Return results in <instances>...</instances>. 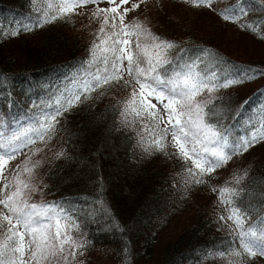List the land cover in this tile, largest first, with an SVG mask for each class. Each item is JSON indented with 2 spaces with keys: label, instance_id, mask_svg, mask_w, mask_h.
<instances>
[{
  "label": "snow or ice",
  "instance_id": "obj_1",
  "mask_svg": "<svg viewBox=\"0 0 264 264\" xmlns=\"http://www.w3.org/2000/svg\"><path fill=\"white\" fill-rule=\"evenodd\" d=\"M218 2L183 0L264 39V21L241 22L249 15L244 0L217 10L214 4ZM30 3L28 16L13 21L6 30L0 24V39L57 21L72 23V17L79 15H86L97 28L88 56L70 73L58 83H50L44 95L32 100L21 115L0 114V264H85L78 258L85 255L90 242L84 238L76 209L69 201H36L33 195L47 188L38 178V169L45 163L40 154L45 149L52 150L50 145L57 138L65 114L87 101L103 99L117 89L126 91L128 95L117 101L116 123L135 133L136 146L144 154L163 153L182 161L184 167L177 177L185 197L193 187L207 183L205 177H211L235 156L264 142V100L251 109V115L243 118L238 129L236 117L241 116L252 98L241 103L234 123L225 126L215 119L224 111V102L214 95L264 77V69L221 61L209 49H199L197 55L189 56L175 41L154 33L147 16L128 18L130 12L142 5L146 7L150 0ZM103 3L108 7H101ZM89 5L94 7L86 14L83 9ZM157 7L164 10L160 0ZM175 49L179 52L173 54ZM205 93L206 98L197 99ZM256 95L264 97V92ZM218 100L220 104L215 103ZM169 148L175 151L169 153ZM21 155L24 159L9 167ZM64 156L63 149L55 152L56 159ZM247 175V170L242 174L235 172L229 181L211 188L225 211L218 215V222L228 228L229 234L221 246L208 249L205 258L247 264L257 256L264 257V220L251 223V213L240 204L245 192L241 184ZM173 187L177 185L174 183ZM128 252L126 246L125 253ZM125 264H129L127 259Z\"/></svg>",
  "mask_w": 264,
  "mask_h": 264
},
{
  "label": "trees",
  "instance_id": "obj_2",
  "mask_svg": "<svg viewBox=\"0 0 264 264\" xmlns=\"http://www.w3.org/2000/svg\"><path fill=\"white\" fill-rule=\"evenodd\" d=\"M160 3L163 11L157 7V0H150L146 7L130 12L128 18L150 15L151 30L181 45L189 56L197 55L199 49H209L221 61L264 69V39L183 0ZM236 3L237 0H219L214 8ZM244 3L249 15L242 23L264 21V0ZM31 7L30 0H0V24L8 29L13 21L28 16ZM93 7L89 5L83 11L87 14ZM96 28L86 15H79L72 17V23L57 21L0 39V114L21 115L32 100L44 95L50 83H58L70 73L88 56ZM176 52L179 49L173 50V54ZM259 92H264V77L215 93L224 102V111L215 119L225 126L233 124L235 112L251 97L241 116L236 117L239 129L243 118L264 100L256 95ZM127 95L117 89L65 114L57 138L50 145L52 150L45 149L40 154L45 163L38 169V178L47 188L35 193L33 199L69 201L76 209L84 238L90 242L85 255L78 258L85 264H125L126 259L129 264H227L219 257L205 258V252L221 246L229 234L228 228L218 222V215L225 211L211 188L229 181L233 173L247 170L240 204L251 213V223L264 220V142L249 150L254 152L246 155L245 164H240L245 153L235 156L185 197L177 177L184 167L182 161L163 153L144 154L136 146L135 133L116 123L117 101ZM206 96L207 93L202 99ZM61 149L66 156L56 159L55 152ZM23 159L21 155L9 167ZM174 183L177 187H173ZM247 264H264V257L257 256Z\"/></svg>",
  "mask_w": 264,
  "mask_h": 264
},
{
  "label": "rangeland",
  "instance_id": "obj_3",
  "mask_svg": "<svg viewBox=\"0 0 264 264\" xmlns=\"http://www.w3.org/2000/svg\"><path fill=\"white\" fill-rule=\"evenodd\" d=\"M125 7H130V5H126ZM134 17H140L141 19H143L141 16H139V15H133ZM149 19H151V16L150 15H148L147 16ZM78 18V17H77ZM75 19L74 21H77L78 19ZM203 97V96H202ZM202 97H198L197 99H201L202 100ZM257 150V149H256ZM249 152V151H248ZM248 152H246L245 153V155L244 156H241V160H240V164H245L244 163V159L246 158V155H252L253 154V150H251L249 153Z\"/></svg>",
  "mask_w": 264,
  "mask_h": 264
}]
</instances>
